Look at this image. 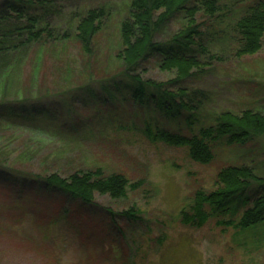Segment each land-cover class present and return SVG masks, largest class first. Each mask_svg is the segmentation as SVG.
<instances>
[{
  "label": "rangeland",
  "instance_id": "obj_1",
  "mask_svg": "<svg viewBox=\"0 0 264 264\" xmlns=\"http://www.w3.org/2000/svg\"><path fill=\"white\" fill-rule=\"evenodd\" d=\"M248 1H221L229 4L226 25L232 26L229 19ZM127 5L128 0H69L51 20L59 32L68 28L70 13L82 14L87 6L110 11L111 20L91 56L79 57L69 47L67 60L59 51L50 56L41 48L29 53L20 72L7 68L6 81L0 79V104L14 111L45 109L52 119L45 134L17 126L26 125L24 120L14 128L0 125V264H264V249L245 247L236 230L217 225L230 217L210 218L199 229L181 223V213L190 212L196 192L217 190L222 169L248 167L264 175V151L260 154L258 146L264 137L243 147L221 144L213 149L212 162L201 165L189 159L186 147L152 142L145 134L148 126L192 137L215 125L222 114L239 116L251 110L264 117V38L258 53L241 59L230 44L216 39L206 44L207 53L198 55L206 70L194 80L167 85L171 91L202 93L190 105L194 122L187 127L186 113L169 119L153 102L138 105L127 93L108 99L100 88L122 69L116 58L121 50L117 24L127 18ZM181 25L177 17L158 41ZM223 32L234 37L231 30ZM88 60L95 71L85 77ZM159 66L157 58L144 60L137 73L144 81L167 84L174 72H162ZM96 168L126 180L123 197L95 194L85 205L46 188L38 177L52 172L66 177Z\"/></svg>",
  "mask_w": 264,
  "mask_h": 264
},
{
  "label": "trees",
  "instance_id": "obj_2",
  "mask_svg": "<svg viewBox=\"0 0 264 264\" xmlns=\"http://www.w3.org/2000/svg\"><path fill=\"white\" fill-rule=\"evenodd\" d=\"M68 1L2 2L1 81H6L3 75L7 68L19 70L26 65L24 61H27L29 53H35L41 48L50 56L54 55L52 51L56 53L59 51L58 55H64L67 60L71 57L69 47H72L75 55L79 57L83 54L91 56L99 35L111 20L110 11L104 6L89 8V5L82 14L70 13L68 28L59 32L52 27L51 20L63 12L64 3ZM221 1L128 0L127 18L117 24L121 50L116 58L120 61L122 69L111 76V82L107 87H100L108 99H113V94L127 93L138 105L153 102L157 110L169 119L182 117L183 113H186L185 121L187 127H190L194 122L191 120L193 115H188L194 110L190 105L195 101V96H202V93L189 92L186 88L171 91L167 85L174 87L185 80H194L198 73L206 70L207 64L199 60L198 55L207 53L206 44L213 43L216 39L224 46L230 44L238 59L253 56L261 50L263 44L264 0H251L243 4L239 13L232 17L233 19H229L232 22L231 27L226 25L225 21L226 14H230L229 4ZM177 17L182 21L179 30L158 41L157 37ZM224 28L226 31L231 30L234 37L229 39L225 32L221 35L220 32ZM156 58L162 72H174V78L166 82L167 84L144 81L137 73L140 63ZM66 61L64 59V62ZM85 67H87L83 72L85 77L94 73L95 70L91 69L89 60L86 61ZM23 120L27 122L26 125L18 122ZM51 121L50 114L45 109L28 110L22 107L21 111H14L6 106L5 102L0 104L1 126L14 128L13 125L18 122L17 126L21 124L26 130L36 129L39 133L45 134L47 133L45 124ZM37 124L43 126V131ZM145 134L152 142L160 141L167 146L186 147L191 161L206 165L213 160V149L221 144L226 147L234 145L243 147L258 143L264 137V117L251 110H246L239 116L222 114L215 121V125L202 127L197 135L192 137L161 129L152 131L148 126ZM258 146L262 154L264 143H259ZM25 152L21 151L17 159H21ZM49 170L44 168L43 172L47 173ZM52 173L46 177L38 175L46 188L51 187L70 195L85 205L93 202L95 194L108 195L111 198L123 197L127 187V182L122 176L103 175L98 168L93 171L77 170L66 177H61L57 172ZM217 180L216 191L209 194L201 191L195 193L190 212L181 213V223L199 229L210 218L225 215L230 218L219 220L218 226L236 230L235 235L244 238L245 247L252 250L264 249V175H257L252 168L230 166L220 171Z\"/></svg>",
  "mask_w": 264,
  "mask_h": 264
}]
</instances>
